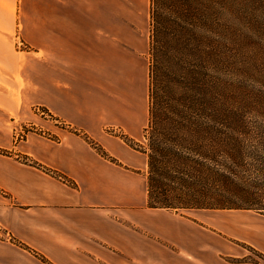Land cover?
I'll return each instance as SVG.
<instances>
[{"label": "crops", "instance_id": "1", "mask_svg": "<svg viewBox=\"0 0 264 264\" xmlns=\"http://www.w3.org/2000/svg\"><path fill=\"white\" fill-rule=\"evenodd\" d=\"M28 1L0 0V82L3 65L17 73L29 58L28 102L48 116L30 108L36 129L0 142V264H264V216L199 221L149 208L146 155L109 133L137 141L149 125L139 11L118 0ZM22 31L29 53L17 49ZM230 239L263 259L245 260Z\"/></svg>", "mask_w": 264, "mask_h": 264}, {"label": "trees", "instance_id": "2", "mask_svg": "<svg viewBox=\"0 0 264 264\" xmlns=\"http://www.w3.org/2000/svg\"><path fill=\"white\" fill-rule=\"evenodd\" d=\"M242 1L151 0L148 149H136L148 158L151 209L264 213V194L251 191L247 176H264L257 169L264 166V126L250 127L244 119L240 88L226 79L232 58L214 35L223 2L234 21L223 23L221 32L235 42ZM250 155L262 163L248 166Z\"/></svg>", "mask_w": 264, "mask_h": 264}, {"label": "rangeland", "instance_id": "3", "mask_svg": "<svg viewBox=\"0 0 264 264\" xmlns=\"http://www.w3.org/2000/svg\"><path fill=\"white\" fill-rule=\"evenodd\" d=\"M119 8L125 6H131L139 11L137 22L146 23L147 33L149 37H151V17H150V8H151V0H118ZM247 4V5H245ZM243 5L245 8H243ZM220 8L216 11V19H217V30L215 31V36L219 35L223 44H225L228 48V52L230 54V58H232L231 67L228 66L226 70V79L234 86H238L240 88L241 96L238 98L239 108L243 111L245 115V120L248 122L250 127L253 126H264V0H243L240 5L242 9L239 12L244 13L243 20L237 22L241 27L239 28V32H237L235 42L231 43L228 41L229 35L223 34L222 24L228 22L231 24L234 19L227 13V11L223 10L224 3H220L218 5ZM25 7H29V1ZM44 0H39V8H44ZM229 11V9H228ZM24 34L26 38H29L28 31H22L17 33V40L20 41L19 45H17V49L24 53H29L30 48L28 42L24 38ZM226 35V36H225ZM233 52V54H232ZM25 55V54H23ZM232 55V57H231ZM25 57V56H24ZM149 59L150 66V50L147 56V63ZM4 66V72L6 73V80L0 82V142H9L12 140L13 131H18L19 135L15 138L17 140H21L22 136L26 134L28 131H34L36 127H31L29 123L32 118L28 117L27 114H31V111L37 115H41L42 117L48 116L47 112L38 105H30L28 102V86H29V71L34 69V64H30L29 58H23L22 61H19L17 66V73H15V65L14 64H6ZM39 70V69H38ZM17 74V75H16ZM22 75H27L26 79L21 77ZM20 76V77H19ZM17 77V78H16ZM18 87V93L15 88ZM27 88V89H26ZM25 91L26 97L21 91ZM26 99L25 106H22L24 103L23 100ZM23 99V100H22ZM236 104V101H234ZM231 107H234L231 105ZM28 111V113H27ZM28 114V115H29ZM26 115V116H25ZM30 119V120H29ZM39 133V132H38ZM109 133L114 135H119V137L129 145V142L135 147L134 150L139 149L141 151L148 149V141L142 136L139 140L134 141L129 139L128 137L122 135L120 132L109 131ZM42 134V132H41ZM9 138V139H8ZM97 145H94V147ZM130 146V145H129ZM99 147V146H98ZM253 147V146H252ZM100 149V148H99ZM133 149V148H132ZM139 152V151H138ZM251 151L245 152V155L250 153ZM0 153L7 154V151L3 148H0ZM106 153V152H105ZM136 153V152H135ZM140 153V152H139ZM107 154V153H106ZM144 154V153H143ZM146 155V154H145ZM108 156V155H107ZM147 157V155H146ZM257 157L255 155H250L247 157L246 163L248 166H258L256 165L255 159ZM147 162H148V158ZM253 169V168H251ZM257 169H264V166H259ZM145 174L148 175V168L144 169ZM243 174L246 175V172ZM244 175V176H245ZM251 175V179L253 181L251 184V191L257 192L261 191L264 194V176L263 174H249ZM58 176V175H57ZM246 176V177H247ZM60 177V176H59ZM258 177V178H257ZM63 179V177H60ZM243 187H248V184H241ZM257 195H261L259 193H254ZM171 211V214H176L180 216H186L190 218H198L199 221L209 219H216V217H224V218H235V216L247 213L248 215H262L264 213L254 211V210H187V211ZM1 227H0V237L1 235ZM225 241V240H224ZM230 247L238 248L241 252L246 255L245 260L258 261L262 260V256L254 251L249 246L242 244L236 240H229ZM226 242V241H225ZM41 264H47L46 261L41 260ZM49 263V262H48ZM50 264V263H49Z\"/></svg>", "mask_w": 264, "mask_h": 264}]
</instances>
